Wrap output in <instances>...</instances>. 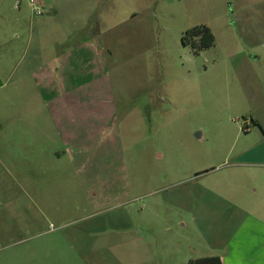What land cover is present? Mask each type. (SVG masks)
I'll return each mask as SVG.
<instances>
[{"label":"rangeland","instance_id":"rangeland-1","mask_svg":"<svg viewBox=\"0 0 264 264\" xmlns=\"http://www.w3.org/2000/svg\"><path fill=\"white\" fill-rule=\"evenodd\" d=\"M0 15L2 33L16 16L22 32L65 28L56 50L71 55L10 58L0 76V264L209 253L186 190L264 106L249 60L264 58V0H0ZM199 25L214 43L196 53L182 37ZM29 61L31 83L54 91L50 110L26 106Z\"/></svg>","mask_w":264,"mask_h":264},{"label":"crops","instance_id":"crops-1","mask_svg":"<svg viewBox=\"0 0 264 264\" xmlns=\"http://www.w3.org/2000/svg\"><path fill=\"white\" fill-rule=\"evenodd\" d=\"M19 19L16 16L10 20L11 26L15 25V29H6L3 33L0 30V47L2 46L0 76L7 71L10 58L17 59L16 63L24 61L25 58L68 60L71 55L56 50L66 43L69 36L67 33L61 37V34L65 33V28L52 30L45 26L44 19L39 25L36 22L29 23L26 32H22L18 30ZM14 34H17L15 39L9 40ZM9 42L11 45L5 49V44ZM81 44L79 42L74 45L73 51L81 53L78 50L80 47L78 45ZM77 53L75 58H82ZM249 60L256 61V65H252L256 66L258 74L253 88L262 91L264 96V58ZM35 75L29 61L17 76V80L23 78L27 80L29 95L26 100L30 96V104L26 106L32 108L33 105L34 108L50 110L55 101L54 91L46 90L47 86L44 88L39 87L40 85L34 86L31 80ZM263 107L258 117L251 119L252 127L247 126L245 129L239 147L236 150H232L231 147L223 162L217 165L209 162L203 167L205 168L203 171H196L193 181L197 180V184H191L186 190L187 213L191 217V222L203 231L202 242L199 245L206 250L209 249L207 250L209 253L204 255H199L200 252L196 251L195 257L218 256L221 264H264ZM207 155L212 157L210 154ZM7 156L9 155H5ZM55 158H60V155L57 154Z\"/></svg>","mask_w":264,"mask_h":264},{"label":"trees","instance_id":"trees-1","mask_svg":"<svg viewBox=\"0 0 264 264\" xmlns=\"http://www.w3.org/2000/svg\"><path fill=\"white\" fill-rule=\"evenodd\" d=\"M182 41L185 45H191L194 52L208 48L214 43V35L205 25L194 26L185 31ZM187 264H221L218 256H207L189 259Z\"/></svg>","mask_w":264,"mask_h":264},{"label":"built area","instance_id":"built-area-1","mask_svg":"<svg viewBox=\"0 0 264 264\" xmlns=\"http://www.w3.org/2000/svg\"><path fill=\"white\" fill-rule=\"evenodd\" d=\"M30 4H31L32 6L34 5V3H32V2H31ZM36 5H37V7H34V9H33V10H34V12H35L36 14H38V15H39V14H41V11H40V9H39V6H38V4H37V3H36Z\"/></svg>","mask_w":264,"mask_h":264}]
</instances>
